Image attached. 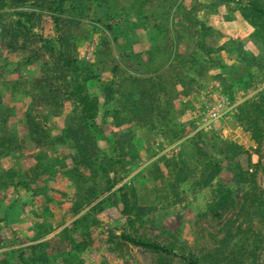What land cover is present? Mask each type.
I'll return each instance as SVG.
<instances>
[{"label":"rangeland","instance_id":"rangeland-1","mask_svg":"<svg viewBox=\"0 0 264 264\" xmlns=\"http://www.w3.org/2000/svg\"><path fill=\"white\" fill-rule=\"evenodd\" d=\"M59 1L0 9V264H264V0Z\"/></svg>","mask_w":264,"mask_h":264},{"label":"trees","instance_id":"trees-1","mask_svg":"<svg viewBox=\"0 0 264 264\" xmlns=\"http://www.w3.org/2000/svg\"><path fill=\"white\" fill-rule=\"evenodd\" d=\"M17 1H18V3H21V2L29 3V2H32L34 0H17ZM39 1H42V0H37V3ZM64 4L65 3L63 0H60L58 3H56V2H53L50 4L43 3L39 7V9L41 10L39 13V17H38L39 21L44 20L45 18H53L55 22H59L60 21L59 15H55L58 17L54 18L51 15L47 16L46 13L48 14V12H51V13H57V14L61 15L65 12V9H64L65 5ZM4 5H5V0H0V9H3L5 7ZM252 14L261 23L264 24V9H261L260 5H258L256 2L252 3ZM28 21L31 25L35 26V24L37 23V15L33 13L30 16V19ZM74 62H75L74 60H70L68 62V64L74 66V64H75ZM76 69H77V67H76ZM77 71H78V69H77ZM108 92L109 93L112 92L110 87L108 88ZM76 96L78 98V102H79V105H80L82 113H83V119H85V122L88 123V125L90 127L95 126L96 125V119H95L96 118V108H97L96 100L90 98L88 95H85L83 93V87L79 88V91H78ZM251 124H252V126L254 125V123H251ZM241 155L242 154L237 155L233 159V162H234L233 163L234 164L233 165L234 178H235L236 182L239 184H243V183L247 182V173H248V169L250 166V156L246 157L244 163H239L237 158ZM86 159H87V157L85 156L84 160H86ZM218 192H219V200H218V203H216L215 205L217 206V208L219 210H222L226 206L227 198L225 197V194H224L225 191L222 187L219 188ZM122 239L127 243H130L134 246L146 249L147 251L154 253V254L173 256V257L177 256V253L174 251L173 248H171L170 246L164 245V244H160L158 242L135 239V238H131L128 236H123ZM182 259L186 264H200L195 259H193L192 256H190V255H182Z\"/></svg>","mask_w":264,"mask_h":264}]
</instances>
